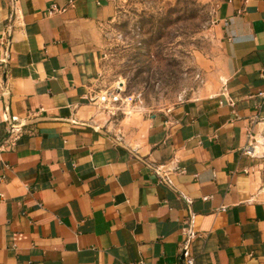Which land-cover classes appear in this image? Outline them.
I'll return each mask as SVG.
<instances>
[{
    "label": "crops",
    "instance_id": "1",
    "mask_svg": "<svg viewBox=\"0 0 264 264\" xmlns=\"http://www.w3.org/2000/svg\"><path fill=\"white\" fill-rule=\"evenodd\" d=\"M124 1L0 0V264H264V0H214L224 82L139 119L86 99Z\"/></svg>",
    "mask_w": 264,
    "mask_h": 264
},
{
    "label": "rangeland",
    "instance_id": "2",
    "mask_svg": "<svg viewBox=\"0 0 264 264\" xmlns=\"http://www.w3.org/2000/svg\"><path fill=\"white\" fill-rule=\"evenodd\" d=\"M96 30L95 88L125 82L128 93H142L137 104L142 111L133 114L135 119L213 94L227 75L228 54L214 0H126ZM252 147L258 152L252 153L251 172L264 196V125Z\"/></svg>",
    "mask_w": 264,
    "mask_h": 264
},
{
    "label": "built area",
    "instance_id": "3",
    "mask_svg": "<svg viewBox=\"0 0 264 264\" xmlns=\"http://www.w3.org/2000/svg\"><path fill=\"white\" fill-rule=\"evenodd\" d=\"M7 45L9 40L4 42ZM9 57V51H4V56L1 59L2 62H6ZM86 99L97 107L100 113L107 115L111 118L117 117L119 114L129 115L133 111H137V104L142 102V93H128L125 82H117L114 86L109 88H102L97 86L88 95ZM6 121L11 122L10 132L18 134L22 131L21 124H17L19 118L17 116L5 115ZM167 183L170 185L172 181L167 177ZM207 198V197H206ZM193 232H190V236H193ZM189 242H185L181 246V251L184 255V264H196V259L189 250Z\"/></svg>",
    "mask_w": 264,
    "mask_h": 264
}]
</instances>
